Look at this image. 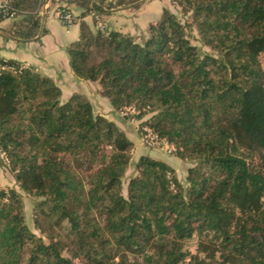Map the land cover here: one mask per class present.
I'll return each mask as SVG.
<instances>
[{"label": "trees", "instance_id": "trees-1", "mask_svg": "<svg viewBox=\"0 0 264 264\" xmlns=\"http://www.w3.org/2000/svg\"><path fill=\"white\" fill-rule=\"evenodd\" d=\"M44 1L7 0L18 36L36 37ZM136 1L49 0L48 10L79 22L67 48L74 74L97 82L116 113L133 107L139 127L194 163L185 183L170 163L142 154L124 196L135 147L124 131L84 96L61 101L51 78L7 59L0 167L39 199L34 208L47 223L67 224L73 253L63 257L57 239L36 236L21 193L0 187V264H22L25 255L29 264H264V0H172L191 10L209 53L168 10L140 41L84 20Z\"/></svg>", "mask_w": 264, "mask_h": 264}, {"label": "crops", "instance_id": "crops-1", "mask_svg": "<svg viewBox=\"0 0 264 264\" xmlns=\"http://www.w3.org/2000/svg\"><path fill=\"white\" fill-rule=\"evenodd\" d=\"M118 1L103 0L105 4ZM48 2L49 0H45L42 4L39 12L41 23L34 38L24 39L18 36V31L14 27V22L17 20L15 17L0 21V56L32 67L51 78L61 89V101H66L72 95L78 94L89 100L92 106L94 102L97 103L95 104L98 107L97 114L106 118L108 116L117 117V113L111 107L108 99L102 95L98 83L78 78L71 69L67 48L79 39V22L76 19L70 26L63 25L58 13L54 9L48 10ZM97 2L100 3V0ZM159 2L160 0H138L107 9L104 19L108 29L135 36L136 34L140 35L145 30L146 23L157 17L158 13L151 10H154ZM81 11L78 8L74 9L75 14ZM84 20L92 28L91 16H84ZM126 131L125 134L134 143V146L142 147L138 145L140 143L138 131L131 127H128ZM144 154L168 163H170L169 160H177L171 154L167 155L160 151L156 152L159 157L146 152Z\"/></svg>", "mask_w": 264, "mask_h": 264}, {"label": "rangeland", "instance_id": "rangeland-1", "mask_svg": "<svg viewBox=\"0 0 264 264\" xmlns=\"http://www.w3.org/2000/svg\"><path fill=\"white\" fill-rule=\"evenodd\" d=\"M168 10L171 13H173L177 19L183 23L186 24V31H187V36L190 38L191 43L198 46L202 52H206L209 53L211 52V50L202 44L200 37L197 33V30L195 29V27L193 25H191V21H192V12L189 8H186V6L179 4L178 2L172 1V0H160L159 4L156 6V8H154L153 11L154 13H158L157 17L154 19H158L162 14L163 11ZM151 20V21H154ZM150 22V21H149ZM148 22V23H149ZM148 23H146V28L143 32L140 33V35L136 34L133 35L134 37H136V40L140 41V37L141 36H147V25ZM191 25V26H190ZM132 35V34H131ZM96 102H94V111L97 112L98 107H96L97 105ZM150 116V115H149ZM105 117V116H104ZM112 118L114 120V122L118 125V127L120 129H122L124 131V133H127V128L131 127L132 129L138 131L139 130V126L138 124H132L131 122H129V120L127 118L121 117L117 114V117H112V116H108L107 119ZM110 120V119H109ZM112 120V121H113ZM138 121V120H137ZM140 135V134H139ZM139 146L142 147H135L133 152H132V158L130 160L129 166L125 172L124 178H123V189H122V193L124 196H126V186L127 183L129 181V179L132 176H135L137 171L135 169V163L138 159V157L142 154L146 153H150L152 155H155V157H159L156 155V152L160 151V152H164L167 155H170V151L167 149H161L159 147H151L146 145L145 143L142 142L141 138H140V143L138 144ZM146 150H145V149ZM156 151V152H153ZM1 156V155H0ZM170 161V165L173 166V168L175 169V172L177 174L178 179L182 182L185 183V177H186V170L187 167L194 165V163L189 162V161H181V160H169ZM0 187L2 188H8V187H15L22 195V201H23V205H24V214H25V221L27 226L29 227V229L36 234V236L40 237L45 243H48L49 240L55 241L57 239L58 241V245H57V252L62 255L63 257H71V253H73L71 250H68V247L66 246L67 241H68V237H67V224L66 223H62V227L63 229H59L57 226H55L54 223H47L46 219L44 217V215L40 212H38L34 207L36 206V203L39 199L37 198H33L29 195H27L26 193L22 192L21 190H19L17 188V186H15L14 183V178L12 176V174L9 172V170L2 166L0 167ZM196 241L191 240L189 242L186 243L185 248L190 250H193L195 248V244ZM211 253V250L209 249L207 251V255ZM204 255V254H203ZM28 255H25V260L23 261L22 264H29L27 262V258ZM72 259L74 260V257H72ZM42 261V262H41ZM45 260H40L39 264H46L47 262H44ZM219 260H215V262H213V264H218ZM182 264H192L191 260L189 258H187V260L183 261Z\"/></svg>", "mask_w": 264, "mask_h": 264}, {"label": "built area", "instance_id": "built-area-1", "mask_svg": "<svg viewBox=\"0 0 264 264\" xmlns=\"http://www.w3.org/2000/svg\"><path fill=\"white\" fill-rule=\"evenodd\" d=\"M0 11L4 13V15H7L9 17H14L15 13L13 11H10V7L7 4V0H0ZM90 16L94 20V27L97 31H100L102 34H108L109 29L106 20L101 17L99 14L91 12ZM58 17L63 25L70 26L75 21V16L71 12H65V13H58ZM8 60L4 57L0 56V68H5L8 66ZM22 67H27V65L22 64ZM137 113V111L133 107H127L121 111H119L117 114L121 117L127 118L129 122L132 124H138L139 122L137 119L133 116ZM139 133L140 138L143 143H145L148 146L153 147H159L161 149H167L170 152L173 150V146L167 143L164 140H159L156 135L153 134L151 129L147 126L139 127Z\"/></svg>", "mask_w": 264, "mask_h": 264}, {"label": "water", "instance_id": "water-1", "mask_svg": "<svg viewBox=\"0 0 264 264\" xmlns=\"http://www.w3.org/2000/svg\"><path fill=\"white\" fill-rule=\"evenodd\" d=\"M95 2H97V0H94ZM98 3V2H97Z\"/></svg>", "mask_w": 264, "mask_h": 264}]
</instances>
